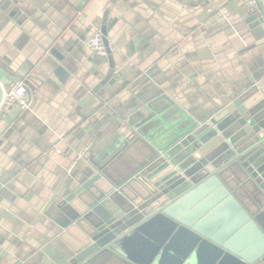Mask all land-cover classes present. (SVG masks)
Segmentation results:
<instances>
[{
	"label": "crops",
	"instance_id": "crops-1",
	"mask_svg": "<svg viewBox=\"0 0 264 264\" xmlns=\"http://www.w3.org/2000/svg\"><path fill=\"white\" fill-rule=\"evenodd\" d=\"M252 10L249 0H0V81L24 80L34 99L0 119V264H68L70 200L90 159L126 175L194 122L222 118L218 104L264 68V25ZM98 30L115 47L107 81L109 62L86 46ZM240 130L237 157L253 139ZM209 133H198L201 153L227 167L257 213L247 176L228 166L236 157ZM183 241L166 264H193Z\"/></svg>",
	"mask_w": 264,
	"mask_h": 264
},
{
	"label": "water",
	"instance_id": "water-1",
	"mask_svg": "<svg viewBox=\"0 0 264 264\" xmlns=\"http://www.w3.org/2000/svg\"><path fill=\"white\" fill-rule=\"evenodd\" d=\"M263 3L251 2L254 19L261 25ZM103 34L108 45V33ZM112 52L108 48V55L101 56L110 65L105 81L115 66ZM25 84L31 106L34 99ZM4 87L0 81V105ZM93 91L98 92L95 87ZM227 98L216 107L222 118L212 117L200 128L194 122L169 146L155 152L154 160L126 175L85 156L89 160L83 170L85 180L74 190L69 206L70 221L77 231L70 230L74 240L69 245L68 264H94L106 255L119 264H166L183 237L191 250L190 263L264 264V68ZM203 128L218 137V150L236 157L228 166H240L247 176L258 200L257 213L224 176L227 167L208 162L201 153L206 138L197 137ZM239 129L253 139L251 148L237 157L230 149L242 153L233 139L240 135L236 133ZM182 149L185 154L179 156ZM205 195L208 197L196 204ZM182 256H186L184 252Z\"/></svg>",
	"mask_w": 264,
	"mask_h": 264
},
{
	"label": "built area",
	"instance_id": "built-area-1",
	"mask_svg": "<svg viewBox=\"0 0 264 264\" xmlns=\"http://www.w3.org/2000/svg\"><path fill=\"white\" fill-rule=\"evenodd\" d=\"M253 4L262 0H249ZM86 46L99 56H107L108 48L114 50V45L109 40L108 45L105 42V36L101 31H95L86 40ZM20 107L26 110L30 107L29 97L26 92V84L22 79H12L4 87V97L0 105V113H5L13 107ZM60 151V149H58ZM72 170V168H70Z\"/></svg>",
	"mask_w": 264,
	"mask_h": 264
},
{
	"label": "clouds",
	"instance_id": "clouds-1",
	"mask_svg": "<svg viewBox=\"0 0 264 264\" xmlns=\"http://www.w3.org/2000/svg\"><path fill=\"white\" fill-rule=\"evenodd\" d=\"M89 51H91V49H89ZM131 59H133V60H134V59H135V57H133V58H131ZM121 95H124V94L122 93Z\"/></svg>",
	"mask_w": 264,
	"mask_h": 264
}]
</instances>
